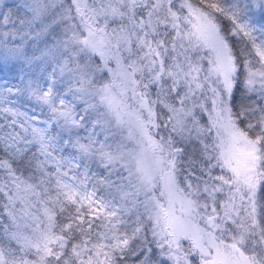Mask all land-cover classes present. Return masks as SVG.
Masks as SVG:
<instances>
[{
  "label": "snow or ice",
  "instance_id": "1",
  "mask_svg": "<svg viewBox=\"0 0 264 264\" xmlns=\"http://www.w3.org/2000/svg\"><path fill=\"white\" fill-rule=\"evenodd\" d=\"M0 264H264V0H0Z\"/></svg>",
  "mask_w": 264,
  "mask_h": 264
}]
</instances>
